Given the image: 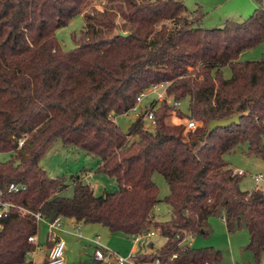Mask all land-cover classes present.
I'll use <instances>...</instances> for the list:
<instances>
[{"label": "trees", "instance_id": "16d2710c", "mask_svg": "<svg viewBox=\"0 0 264 264\" xmlns=\"http://www.w3.org/2000/svg\"><path fill=\"white\" fill-rule=\"evenodd\" d=\"M259 1L242 22L204 28L201 8L191 12L182 0H112L103 16L85 12V28L65 50L56 30L88 0H0V153L10 155L0 160V197L14 205L0 218V264H20L36 249L29 238L38 233V213L133 237L157 231L166 242L151 254L137 251L136 264H220L221 250L184 239L207 234L210 217L222 208L230 232L248 230L245 250L261 264L264 191L241 189L242 175L225 159L239 144L264 157V58L240 59L264 42ZM157 84L166 85L173 101L189 98L190 114L177 111L198 121L195 130L167 122L176 108L167 99L145 109L154 112L153 130L143 114L128 132L115 122ZM234 114L238 123L207 131L210 120ZM58 139L98 158L99 171L114 177L118 189L96 195L78 174L73 196H65L68 181L40 165ZM155 173L169 186L163 199ZM11 183L26 189L9 191ZM161 201L171 207L169 220L153 212Z\"/></svg>", "mask_w": 264, "mask_h": 264}, {"label": "rangeland", "instance_id": "374dc122", "mask_svg": "<svg viewBox=\"0 0 264 264\" xmlns=\"http://www.w3.org/2000/svg\"><path fill=\"white\" fill-rule=\"evenodd\" d=\"M191 12L201 8L204 18L201 26L204 28L222 27L226 21L242 22L253 14L255 9L262 6L259 0H182ZM264 3V0H263ZM113 5L112 0H88L82 13L73 17L66 26L56 30V37L65 50H71L75 47L76 42L73 35L80 36L81 31L85 28V12L92 13L96 16H103L105 9ZM118 22L122 19L118 17ZM264 58V42L254 48L246 50L242 53L240 59L243 61L260 60ZM224 76H231L230 67L223 68ZM155 100L162 101L154 93H149L143 97L138 105L137 110H130L127 113L116 115L115 122L124 132L129 131L131 124L139 117L145 109ZM173 101V99H171ZM181 110L185 115L190 114L189 98H184L178 108L171 110L167 122L172 124H186L187 118H183L177 111ZM145 127L153 130V126L149 120L145 121ZM137 139V137H135ZM133 138V139H135ZM200 141H202L200 139ZM247 144H239L225 155V159L230 165L237 170L244 172L240 187L243 190L262 189L264 190V179L256 181L255 176L264 174V157L257 154H249ZM10 157L8 153H0V160L4 161ZM40 165L46 169L52 177H63L69 183V187L65 190L64 195L73 196L74 189L72 185V177L78 174L83 175V181L92 185L96 195H102L107 192H113L118 189V184L114 177H111L98 169V158L85 153L84 151L72 147H66L61 139L54 142L52 147L41 159ZM155 183L159 187V198L163 199L169 193V186L164 177L155 173L153 176ZM156 218L160 221H166L171 218V207L161 201L153 210ZM225 210L210 217L206 226L207 234H196L191 241L193 247L213 246L221 250L223 261L221 264H242L255 263L253 256L245 250V246L249 241L248 230L243 228L236 232H230L226 222L223 220ZM46 224L39 222V230L42 234V243L36 246V249L30 252L26 260L20 264H45L46 250L48 240L45 233ZM74 234L64 236L67 244L64 250V264H94V253L96 244L89 239H98L107 247L108 251L116 256L129 257L133 255L135 246L139 244L131 236L121 232H111L106 226L101 224H80L76 230L72 229ZM77 234V235H76ZM89 238V239H88ZM146 247L141 251L144 254H151L158 247L166 242V239L159 235L145 237L143 239ZM154 243L153 247L151 243ZM143 243V242H142ZM44 245V246H43ZM151 261V260H148ZM114 264V263H112ZM130 264V263H126ZM264 264V253L262 262Z\"/></svg>", "mask_w": 264, "mask_h": 264}, {"label": "built area", "instance_id": "2783aa9c", "mask_svg": "<svg viewBox=\"0 0 264 264\" xmlns=\"http://www.w3.org/2000/svg\"><path fill=\"white\" fill-rule=\"evenodd\" d=\"M149 93L156 94L159 97V99H161V100L167 99L169 104H171L172 106H174L176 108H178L181 104L180 101H171L172 98L168 97L166 94V85L165 84H157V85H154L150 88H147L144 92H142L140 94V96H138L137 104L133 108V110L138 109V105L142 101L143 97ZM141 114H143V121L144 122L149 120L152 125H154V126L156 125V118H155L153 111H147V112L145 111V112H142ZM198 126H199V123L196 119L191 118V119L187 120V129L188 130H195ZM234 172L239 174V175L244 174L243 171L237 170V169H234ZM263 179H264V174H259V175L255 176L256 181H261ZM25 189H26V185H24V184L11 183L9 186V191H16L17 192V191H21V190H25ZM13 206L14 205L12 203L4 201L0 197V218L2 217V215L5 212H7ZM36 218L38 219V221H45L48 224L49 239L54 241V244L51 248V251H50V254L48 257L47 264H64V262H65L64 250L66 248L67 242L64 238H62L58 234V231L61 229V226H62V218L58 217L54 221H49V220L45 219V217H43L39 213L36 214ZM155 235H156V231H151V232H148L146 234H138V235L134 236V239L138 244H142V242H144L143 239L145 237L147 238V237H152ZM193 238H194V235L189 234L186 236L184 241L191 245V241L193 240ZM99 239H100L99 236H98V239H92V238L89 239L90 241H92L96 244L95 253H94L95 260L101 261L104 264H112V263H114V264H126V263L136 264L137 252H135L133 255H130L127 258L122 257V256H117V255L116 256L114 255V257H113V253L108 251L107 247ZM29 240L32 242H35V236L30 237ZM173 257H175V255ZM142 264H164V263H162L159 259H155L152 261L143 262ZM202 264H211V263H202ZM237 264H239V263H237ZM242 264H254V263L247 262V263H242Z\"/></svg>", "mask_w": 264, "mask_h": 264}, {"label": "crops", "instance_id": "0c3cea01", "mask_svg": "<svg viewBox=\"0 0 264 264\" xmlns=\"http://www.w3.org/2000/svg\"><path fill=\"white\" fill-rule=\"evenodd\" d=\"M262 190V189H261ZM264 191V190H263ZM223 220L225 221L224 217H223ZM40 222V221H39ZM45 224H46V228H45V233H46V240H49V227H48V224L43 221ZM83 222H78L76 221L74 218H62V226H61V229L58 231V234L59 236H61L62 238H64L65 235L67 234H74V231H72V229L76 228L82 224ZM86 226L88 224H85ZM77 235V234H76ZM42 234L40 233V230H39V223H38V233L37 235L35 236V243H36V246H40V244L42 243ZM133 237V236H131ZM134 238V237H133ZM65 239V238H64ZM53 244H54V241H52ZM165 243V242H164ZM163 243V244H164ZM162 244V245H163ZM161 245V246H162ZM44 246V245H43ZM146 247L145 245V242H143L142 244H139V246H135L134 248V252H137V251H142L144 248ZM46 250V254L49 256L50 254V251L51 249L46 247L45 248ZM250 253V252H249ZM250 255L252 256V254L250 253ZM221 264V263H220Z\"/></svg>", "mask_w": 264, "mask_h": 264}, {"label": "water", "instance_id": "95a60500", "mask_svg": "<svg viewBox=\"0 0 264 264\" xmlns=\"http://www.w3.org/2000/svg\"><path fill=\"white\" fill-rule=\"evenodd\" d=\"M121 34L128 35V33H121ZM239 119H240V114H234L233 116L228 117V118L210 120L207 125V131L211 133L217 128L229 127L233 124L238 123ZM193 143H196V142H193Z\"/></svg>", "mask_w": 264, "mask_h": 264}]
</instances>
